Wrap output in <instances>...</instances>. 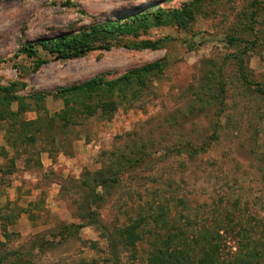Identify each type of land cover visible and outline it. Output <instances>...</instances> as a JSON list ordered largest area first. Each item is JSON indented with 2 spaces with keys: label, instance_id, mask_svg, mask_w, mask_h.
I'll return each mask as SVG.
<instances>
[{
  "label": "rangeland",
  "instance_id": "obj_1",
  "mask_svg": "<svg viewBox=\"0 0 264 264\" xmlns=\"http://www.w3.org/2000/svg\"><path fill=\"white\" fill-rule=\"evenodd\" d=\"M117 23L78 59L21 53ZM1 136L0 264H115L109 240L117 264H264V0H0Z\"/></svg>",
  "mask_w": 264,
  "mask_h": 264
},
{
  "label": "trees",
  "instance_id": "obj_2",
  "mask_svg": "<svg viewBox=\"0 0 264 264\" xmlns=\"http://www.w3.org/2000/svg\"><path fill=\"white\" fill-rule=\"evenodd\" d=\"M189 9V7L185 8V10L180 14V18L184 17L185 15H189L190 11L186 10ZM176 17V16H174ZM126 26L122 23H117L114 25H106V26H95L93 27L89 32H84L81 36L79 37H74V38H60L56 41H50V40H41L38 41L36 44H32L27 46L26 48L22 49L21 53L26 55L28 58H35L36 57V46H39L47 55L53 56L55 60L57 61H69V60H74L81 58L82 56L86 55L87 53H90L96 49H102L106 50L109 49V46L105 44V46L97 48L94 46V43L97 42H102L104 41L109 35L116 31H121L125 29ZM127 29V28H126ZM234 59H238V57H234ZM157 67V64L153 66H147L140 71L137 72H132L128 74L126 79L132 78L133 76H136L139 78V75L141 72L147 73L151 72L153 69ZM104 92V88L100 83L97 81H90L86 82L80 85H76L73 87H70L66 90H62L59 92L61 96L65 94H72L73 96L76 95H81V97H84L83 103L88 104L92 101V99H96L97 96H99L101 93ZM95 97V98H94ZM65 100V99H64ZM67 101V100H65ZM66 107L68 108V102H65ZM112 107L111 103L108 102H97L94 104L91 103L88 106H84V109L87 111V113L91 116L95 115L96 111L100 110L102 113L105 112H110V109ZM69 109V108H68ZM35 124V123H34ZM131 156L133 158H128L126 160H122L121 164L118 166L113 165L110 169L106 171H100L93 176H91V180L89 181L90 183H86V187L90 189V193L96 192L97 189H106L105 187L112 186L117 184L120 180V176L125 173L126 171H132L133 169L139 167V165L142 164V162L147 158V155L144 152H134L131 153ZM116 167L119 168L117 170H113L112 168ZM95 196H98L96 194ZM142 221L128 226L125 228L121 234H124L127 239H122L120 242V245L123 247V249H133L134 248V240L133 237L136 235L138 232L140 225ZM90 226H96L97 223L90 219L89 224ZM100 227V226H99ZM109 247L112 249L113 254L112 256L114 257V263H118V244L113 241L109 240ZM115 251H117L115 253ZM154 253V258L152 262H156L158 260V255L161 252L158 249L153 250Z\"/></svg>",
  "mask_w": 264,
  "mask_h": 264
},
{
  "label": "crops",
  "instance_id": "obj_3",
  "mask_svg": "<svg viewBox=\"0 0 264 264\" xmlns=\"http://www.w3.org/2000/svg\"><path fill=\"white\" fill-rule=\"evenodd\" d=\"M0 139H1L2 143H4V144L6 143V141L4 140V136L3 137L1 136ZM0 176H1V174H0Z\"/></svg>",
  "mask_w": 264,
  "mask_h": 264
}]
</instances>
